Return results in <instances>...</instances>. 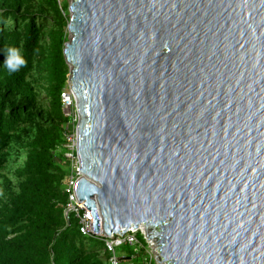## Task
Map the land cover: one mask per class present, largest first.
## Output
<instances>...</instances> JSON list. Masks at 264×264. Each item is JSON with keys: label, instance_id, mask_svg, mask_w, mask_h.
Returning <instances> with one entry per match:
<instances>
[{"label": "water", "instance_id": "water-1", "mask_svg": "<svg viewBox=\"0 0 264 264\" xmlns=\"http://www.w3.org/2000/svg\"><path fill=\"white\" fill-rule=\"evenodd\" d=\"M75 193L164 264H264V0H72Z\"/></svg>", "mask_w": 264, "mask_h": 264}, {"label": "trees", "instance_id": "trees-1", "mask_svg": "<svg viewBox=\"0 0 264 264\" xmlns=\"http://www.w3.org/2000/svg\"><path fill=\"white\" fill-rule=\"evenodd\" d=\"M67 11L62 0H0V264H110L112 257L103 239L83 235L76 216L66 215ZM7 47L26 60L18 72L3 67Z\"/></svg>", "mask_w": 264, "mask_h": 264}, {"label": "built area", "instance_id": "built-area-1", "mask_svg": "<svg viewBox=\"0 0 264 264\" xmlns=\"http://www.w3.org/2000/svg\"><path fill=\"white\" fill-rule=\"evenodd\" d=\"M61 98H62L64 114L68 117L66 133L64 134L66 149H67L66 164L69 169L67 185L65 190L67 194L66 215L68 216L70 213H72L76 216V218L79 220L80 223V232L83 235L86 236L92 234L97 235L105 241L107 250L112 254V257L110 259V264H121L122 261L120 260L117 254V249L121 248L124 245H129L134 249L135 254H139L144 248L143 245L138 240V236H137L138 230H131L123 236L116 235L111 238L106 236L101 228L98 233L95 232L93 226V216L91 212L85 208L83 203H80L78 201L75 193L77 181L81 177V171H80V161L76 154V150H77L76 129L74 131L71 130V125L74 127L76 122L78 124V114L75 106L74 97L72 93L69 91V92H64ZM66 110H68L69 112L66 113L65 112Z\"/></svg>", "mask_w": 264, "mask_h": 264}, {"label": "rangeland", "instance_id": "rangeland-1", "mask_svg": "<svg viewBox=\"0 0 264 264\" xmlns=\"http://www.w3.org/2000/svg\"><path fill=\"white\" fill-rule=\"evenodd\" d=\"M72 0H62V4L66 3L68 6V13L66 14L67 17L70 19V12H69V6L71 4ZM69 92V91H68ZM66 113L69 111L66 110ZM73 122V121H72ZM77 125V122L75 123L74 127L71 125V130H75ZM142 237H144L146 241V245L143 246L142 252L144 254L137 255L134 253V249L131 246L125 245L123 248L117 249L118 256L126 257L127 255H132V260H125L121 262V264H164L161 262V259H159V255L157 253V246H156V240L149 238L147 231L143 228L138 229V231ZM90 246L95 247L97 246V241L92 240L90 242ZM130 250V252H128Z\"/></svg>", "mask_w": 264, "mask_h": 264}, {"label": "clouds", "instance_id": "clouds-1", "mask_svg": "<svg viewBox=\"0 0 264 264\" xmlns=\"http://www.w3.org/2000/svg\"><path fill=\"white\" fill-rule=\"evenodd\" d=\"M5 59L3 61V67L9 73L18 72L22 67L26 65V60L21 54V51L16 47H7L4 52Z\"/></svg>", "mask_w": 264, "mask_h": 264}, {"label": "bare ground", "instance_id": "bare-ground-1", "mask_svg": "<svg viewBox=\"0 0 264 264\" xmlns=\"http://www.w3.org/2000/svg\"><path fill=\"white\" fill-rule=\"evenodd\" d=\"M143 228V227H142ZM141 229V228H140Z\"/></svg>", "mask_w": 264, "mask_h": 264}]
</instances>
